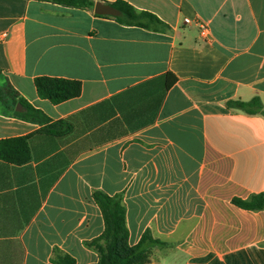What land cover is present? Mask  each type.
Instances as JSON below:
<instances>
[{
	"label": "crops",
	"instance_id": "1",
	"mask_svg": "<svg viewBox=\"0 0 264 264\" xmlns=\"http://www.w3.org/2000/svg\"><path fill=\"white\" fill-rule=\"evenodd\" d=\"M94 1L164 26L0 0V88L73 126L49 135L0 101V140L30 136L31 151L24 165L0 160V264L97 263V192L122 196L131 245L147 231L166 244L151 264H264V210L233 204L264 193V115L228 106L264 105V0ZM39 76L80 81L82 94L54 105Z\"/></svg>",
	"mask_w": 264,
	"mask_h": 264
},
{
	"label": "trees",
	"instance_id": "2",
	"mask_svg": "<svg viewBox=\"0 0 264 264\" xmlns=\"http://www.w3.org/2000/svg\"><path fill=\"white\" fill-rule=\"evenodd\" d=\"M51 2L67 8L91 9L95 7L94 0H37ZM120 10L122 15L116 19L125 25H134L146 29H154L164 26V23L154 14L148 11H138L125 1H117L112 4ZM99 16V15H98ZM177 78L172 73L166 77L167 88L172 87ZM35 86L40 98L49 100L54 105L79 97L82 94V83L76 80L39 76L35 79ZM8 83L0 88V101L10 105L18 116L45 124L43 132L52 136H65L72 132L73 126L65 121L52 122L44 112L33 108ZM10 102V104H9ZM21 104L25 107L24 113L17 112L15 107ZM229 107L240 109L248 114L264 115V105L259 98L249 102L230 101ZM30 136L16 137L0 140V160L15 165H24L31 161L29 146ZM95 199L99 204L104 220L105 231L103 235L90 242L89 246L99 254V261L95 264H151V255L154 248L163 247L166 244L152 236L147 231L138 244L131 245L129 231L126 224V208L120 195L109 196L102 192L95 193ZM236 206L252 210H264V193L253 195L249 199L234 198ZM54 264H77L76 260L68 254H57L53 259Z\"/></svg>",
	"mask_w": 264,
	"mask_h": 264
},
{
	"label": "water",
	"instance_id": "3",
	"mask_svg": "<svg viewBox=\"0 0 264 264\" xmlns=\"http://www.w3.org/2000/svg\"><path fill=\"white\" fill-rule=\"evenodd\" d=\"M94 11L99 16L120 17L122 15L120 10L115 8L113 5L103 3L101 1L96 2Z\"/></svg>",
	"mask_w": 264,
	"mask_h": 264
},
{
	"label": "built area",
	"instance_id": "4",
	"mask_svg": "<svg viewBox=\"0 0 264 264\" xmlns=\"http://www.w3.org/2000/svg\"><path fill=\"white\" fill-rule=\"evenodd\" d=\"M185 22L189 24L191 21L189 19H185ZM200 27H201V30H202L201 34L204 37H207L208 36V28L206 26H204V25H200ZM4 36H6V35L4 34Z\"/></svg>",
	"mask_w": 264,
	"mask_h": 264
}]
</instances>
